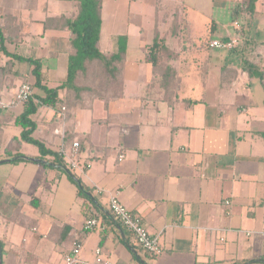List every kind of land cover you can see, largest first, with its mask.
Instances as JSON below:
<instances>
[{"label": "crops", "instance_id": "obj_1", "mask_svg": "<svg viewBox=\"0 0 264 264\" xmlns=\"http://www.w3.org/2000/svg\"><path fill=\"white\" fill-rule=\"evenodd\" d=\"M163 1L157 0L163 6L153 11L140 3L153 12L154 23L148 31L137 30L134 50L124 7L131 11L137 3L112 0L113 18L106 22L104 0L102 52H116L117 39L128 38L120 99L90 101L73 109L60 102L55 108H40L34 117L33 138L48 150L69 154L73 143L80 142L79 164L89 167L72 174L87 189V199L67 172L28 161H53L21 141L16 120L25 108L11 107L20 86L34 84L33 68L15 61L6 73L10 59L0 57L2 264H65L78 241L81 259L88 264L94 263L98 249L111 264H264V0H257L245 24L233 23L235 34L222 37L211 23L188 15L184 0L186 20L177 25L174 5L168 30L169 6ZM217 2L230 3L236 20L238 11L243 14L247 7L246 0ZM74 13L65 2L0 0L6 50L25 60H40L49 88L67 80L70 33L45 26L48 20ZM194 18L207 24L204 34L194 33ZM178 27L187 30L181 37L175 35ZM157 36L175 59L168 63L175 79L166 83L162 77L169 75L168 67L154 69L148 62ZM180 39L184 49L178 46ZM225 39L236 41V48L210 47ZM246 61L262 78L249 74ZM167 89L176 97L167 98ZM117 194L159 240L161 256L143 253L112 217L109 202ZM91 216L99 227L86 233Z\"/></svg>", "mask_w": 264, "mask_h": 264}, {"label": "trees", "instance_id": "obj_2", "mask_svg": "<svg viewBox=\"0 0 264 264\" xmlns=\"http://www.w3.org/2000/svg\"><path fill=\"white\" fill-rule=\"evenodd\" d=\"M52 1L70 3L75 9V13L70 18L48 20L45 26V28L61 29L70 33V58L67 80L57 88H49L43 81L42 62L32 59L25 60L16 55L9 54L4 46L5 39L2 31H0V57L3 56L4 58L10 59V62L5 66L6 73L12 70L15 61L27 62L33 68L32 76L35 82L31 85L37 93H34L30 101L22 104L25 108L24 113L16 120L17 127L22 130L21 141L36 146L41 153L42 159H46L47 157L52 158L53 161L51 163L42 165L48 169L56 167L58 170L67 172L72 182L78 186L80 196L87 199V189L83 186L82 182L72 174V172L78 170L71 169L68 158L65 155L56 154L48 150L44 144L33 138L37 130L34 117L39 113L40 108H55L60 102L69 109H73L77 106H86V103L90 101L101 100L109 103L120 99L123 94V71L128 51V38L124 36L119 37L117 39L116 52L104 53L100 48L103 29L104 0ZM246 2L247 7L244 10L245 14L249 16L254 15L257 0H247ZM186 31L185 27H178L175 35L181 37V34L186 33ZM9 41L13 43L16 42L11 38ZM215 41L228 43L231 39ZM178 46L184 49L186 44L180 39ZM208 46L209 45H207V47ZM148 60L154 69L168 67L166 69L170 70L169 75L163 74L162 77L164 83L175 79L176 73L168 66L170 60H175L174 54L172 55L166 42L161 40L159 36H157L154 44L149 49ZM247 63L246 61V68H248L249 74L262 78V74L254 70V68ZM62 92H66V97L64 99L60 97ZM166 93L169 99L171 95L176 97V92L170 89H167ZM75 143L79 144L81 150L80 142H74L73 145ZM79 157L80 151L76 160L79 170L82 169V171H87L89 166L81 167L79 164ZM28 161L39 163L36 160ZM1 247H3L2 244Z\"/></svg>", "mask_w": 264, "mask_h": 264}, {"label": "rangeland", "instance_id": "obj_3", "mask_svg": "<svg viewBox=\"0 0 264 264\" xmlns=\"http://www.w3.org/2000/svg\"><path fill=\"white\" fill-rule=\"evenodd\" d=\"M112 0H105V20L108 22L110 20V17L113 18L112 12H110V2ZM247 1V0H246ZM135 3H137L135 6L132 4L131 11L127 10L128 6L124 7V10L126 9L125 17H126V27L130 31V36L132 40V47L136 50V46L138 43V37L139 34L137 30L146 29L148 31L150 27L154 23V17H153V9L157 10V5L159 8H161L163 5L162 3L158 4L157 0H135ZM140 3H147L148 6L151 8V10L147 7H143L140 5ZM168 4V8L166 12L168 14V22L165 25V27L170 30L171 22L173 21L174 17L172 15L174 14V5H177V16L175 17L177 20V25L180 24L181 20L184 19L185 12L182 10L183 7V0H167L163 1V4ZM184 3L186 5V9L188 10L187 13L190 16H199L203 18L207 24L211 23L213 27L218 29L217 37H222L223 35L226 36L227 34H235L233 23L235 21L237 24L241 23L240 26L245 24V21H247V15L245 13L242 14V11H238L239 18L236 20V17L233 15L232 11L230 10V6H224L225 3L220 2L218 3L217 0H184ZM171 4L172 7L169 5ZM124 5L120 6L123 7ZM117 8V7H115ZM181 9V10H180ZM141 13H137L140 12ZM117 12V11H115ZM123 11H121L122 13ZM111 13V15H110ZM235 14V13H234ZM118 15V13H115L114 16ZM120 14L118 15V17ZM189 17V16H188ZM162 17L159 16V19ZM191 17L187 18V21H191ZM195 20H192V23L194 25L193 30L194 33H198L199 35L204 34L206 31V23L203 22L200 19L194 18ZM186 20V19H184ZM173 23V22H172ZM210 25V24H209ZM211 26V25H210ZM110 36V35H109ZM108 38L107 31H105L104 39Z\"/></svg>", "mask_w": 264, "mask_h": 264}, {"label": "built area", "instance_id": "obj_4", "mask_svg": "<svg viewBox=\"0 0 264 264\" xmlns=\"http://www.w3.org/2000/svg\"><path fill=\"white\" fill-rule=\"evenodd\" d=\"M237 46V42L231 40L228 43H222L219 41H213L210 43L212 49L232 51ZM34 87L29 83H24L20 86L14 101L11 103V107L16 105H22L27 103L33 98ZM65 108H63V112ZM80 146L78 143L73 145V148L69 154L62 152L69 160V165L72 170H79V166L76 162L79 156ZM124 157L120 158V162ZM99 194L103 192L98 191ZM231 203L227 202V206ZM109 212L112 217L124 228L132 237L133 243L143 253L150 257L157 258L164 252L158 239L152 237L148 231L147 225L139 216L134 215L128 210L119 200L118 194L110 199ZM99 227V221L96 217H89L84 225V231L91 233ZM249 235V234H248ZM264 236V233H263ZM82 243L75 242L70 250L69 254L65 257V264H88L81 259ZM93 264H111L103 258L101 250H96L95 261Z\"/></svg>", "mask_w": 264, "mask_h": 264}, {"label": "water", "instance_id": "obj_5", "mask_svg": "<svg viewBox=\"0 0 264 264\" xmlns=\"http://www.w3.org/2000/svg\"><path fill=\"white\" fill-rule=\"evenodd\" d=\"M37 162H39L40 164L48 165V163L43 162V161H37ZM0 264H2V253H1V250H0Z\"/></svg>", "mask_w": 264, "mask_h": 264}]
</instances>
